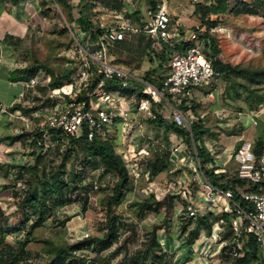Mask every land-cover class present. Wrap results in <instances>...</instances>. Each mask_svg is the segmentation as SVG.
Segmentation results:
<instances>
[{
    "label": "rangeland",
    "instance_id": "rangeland-1",
    "mask_svg": "<svg viewBox=\"0 0 264 264\" xmlns=\"http://www.w3.org/2000/svg\"><path fill=\"white\" fill-rule=\"evenodd\" d=\"M88 1L91 7L90 18L98 27L112 26L116 20L115 15L121 13L141 21L149 6L158 2V0ZM206 1L193 3L188 0V3L193 6V11L187 19L191 24L201 23L204 28L208 26L206 21L216 23L210 36L218 47L217 58L230 66L264 68V30L261 26L264 21V6L260 4V0H228L219 6L214 4V0L210 5H207ZM64 2L65 4L56 0H41V12L46 26L45 29L40 30L42 34L33 40V43L38 45L30 48L31 52L26 56L27 59H35L31 69L34 75H39V80H42L43 75H67L71 78L80 69L77 62L72 67L66 66L69 59L65 53L68 48L74 50L70 31L78 29L75 18L78 16L80 0H64ZM246 5L252 6L256 13L248 14L244 11ZM107 58L113 65L126 66L141 76L162 61L160 57L150 52L148 36L138 33L127 36L125 40L108 41ZM235 79L249 89L264 93L263 84L246 78L235 77ZM225 85L224 77H215L209 85L192 91L190 97L172 98V104L175 106L185 100L188 109L183 113L188 119L195 116L203 119L204 125L211 132V135L205 136L203 140L208 145H212L215 153H218L222 146L217 142L220 139L228 151V143L237 138L230 152L234 151L242 141L243 138L238 139L240 136L244 138L252 136L253 140L264 139V120L257 119L252 113L260 107L264 108V105L250 111L242 97L231 100L224 95ZM42 88L46 94L48 88ZM32 101L35 102L30 104L31 107H26V110H33L34 106L38 105L35 97H32ZM43 101L46 105L44 111L53 112L51 97L48 95ZM192 105H196L195 113L191 109ZM14 115L16 114L11 115L12 127L14 130L18 129L16 133L25 134L26 142L22 144L19 151L22 154L20 159L16 158V161L2 164L0 162V209L2 212L0 226L5 233L6 241L15 245L26 229L27 222L18 218V203L26 190L36 192L38 186L31 178L29 171L25 169L18 173V169L20 166L33 164L37 154H41L39 164L45 166L47 173L57 171L64 163L66 172L76 170L79 172V177L77 178L78 188L73 195L74 201L54 208L44 225L34 231V236L61 245H72L84 238H101L109 218L106 212V200L112 194L117 176L112 172H105L99 165L94 167L87 164L78 167L80 159L65 154L68 149V139L65 136L61 137L60 146H57L51 138L44 140L42 138V143L46 147L32 148L29 145L32 137L28 134L39 132L38 124L43 118L42 115L27 114L28 121L16 118ZM161 117L166 123H171L167 115L164 114ZM143 122L144 135L138 138L139 143L149 144L152 154L156 151L168 152L173 158L170 168L153 178L144 165L142 168L145 172L138 178H130L124 189L123 199L119 204L112 205V214L117 218L116 242L100 253L94 250L93 245L91 248L74 252V256L83 257L88 264L126 262L130 254L138 256L141 260L139 264H215L219 262L224 247L231 244L229 223L225 225L221 240L213 241L211 232L208 234L203 228L199 237L192 244H187L186 232L193 227L195 219L186 218L182 194H171L167 191L170 184L178 183L180 186L178 188L182 191L183 183L188 181L193 183L192 192L197 189L193 181L196 175L194 155L180 134L150 124L148 120ZM233 172L234 169H230L225 175L233 176ZM14 192L17 195H13ZM150 196H153L155 201H160L162 206L140 212V205L144 200H149ZM26 212L30 218L33 217L32 211L26 209ZM153 233L158 247L151 249ZM116 246H121V249L118 254L113 255L112 252ZM27 249L29 251L27 259L20 261L19 264L49 263L51 256L44 252L43 243L31 242L27 245ZM225 252L228 253V249ZM226 263L232 264L231 256H228ZM251 264H264V245L258 244L257 256Z\"/></svg>",
    "mask_w": 264,
    "mask_h": 264
},
{
    "label": "built area",
    "instance_id": "built-area-1",
    "mask_svg": "<svg viewBox=\"0 0 264 264\" xmlns=\"http://www.w3.org/2000/svg\"><path fill=\"white\" fill-rule=\"evenodd\" d=\"M206 3L210 5L212 0ZM167 6L168 0H158L154 7L149 6L141 21L126 13L115 15L114 24L101 27L93 42L88 41L86 32L79 28L70 31L74 50L68 48L65 52L69 59L66 66L72 67L77 62L80 69L64 85L49 88L54 111L42 114L38 124L43 140L51 138L50 131H59L67 138H78L86 132L89 140L94 136L111 139L130 178H138L145 172L142 167L153 155L149 144H140L138 140L144 135V120L150 122L157 115L165 114L177 127L190 129V120L169 98L190 97L192 91L209 85L218 73L205 53L206 41L201 37L205 28L201 23L185 27ZM261 26L264 30V21ZM213 31V28L209 29V33ZM134 33L148 36L151 53L165 50L168 72L159 85L126 66L113 65L107 58L108 41L125 40ZM42 79L48 86L50 75H43ZM38 81L35 76L24 85L33 87ZM42 110L45 107L36 110L34 115ZM205 145L213 158L208 166L216 167L214 173H225L216 164L212 145ZM254 149L253 141L244 140L235 148L231 159L234 162L233 176L256 186V190L213 186L200 172L196 156L193 181L197 189L191 191L193 183L190 181L183 183L182 191L178 188L179 183L170 184L167 189L171 194H182L187 217L196 219L209 214L218 217L211 226L213 241L221 240L225 232L227 222L222 215L235 213L229 223L231 243L240 248L243 240L252 236L258 244L264 245V145L259 154ZM169 160L171 165L173 158L169 156Z\"/></svg>",
    "mask_w": 264,
    "mask_h": 264
},
{
    "label": "trees",
    "instance_id": "trees-1",
    "mask_svg": "<svg viewBox=\"0 0 264 264\" xmlns=\"http://www.w3.org/2000/svg\"><path fill=\"white\" fill-rule=\"evenodd\" d=\"M17 2L18 0H12ZM65 4L64 0H56ZM228 0H214L215 5H222ZM260 4L264 6V0H260ZM151 5V7H154ZM264 8V7H263ZM244 11L248 14H255L256 11L252 6H244ZM264 11V10H263ZM91 7L88 0H80L78 16L75 18L77 27L86 32L88 41L93 42L96 39V35L101 32V27L96 26L90 18ZM208 26L202 33L201 37L205 39V53L211 59L214 70L218 73L217 77H224L226 85L224 87V95L231 100H236L240 97L247 103L249 110H256L259 106L264 105V93L254 89H249L244 84L237 82L235 77L246 78L251 81H255L258 84L264 85V68H248L239 65H227L217 58L218 47L215 40L210 36L209 29L214 28L215 22H205ZM202 25V24H201ZM205 37V38H204ZM150 49V43H149ZM168 48H166V51ZM151 52V50H150ZM162 59L161 63L156 67L148 70L144 74V78L149 82L159 85L161 79L167 74L168 68L166 67L167 55L165 50L159 53H152ZM14 74V73H13ZM19 76L11 77L13 80H28L33 75L31 68L17 70ZM49 88H58L64 85L69 78L67 75L50 76ZM115 83L112 84V87ZM111 87V86H110ZM172 102V98H169ZM18 106H13L10 111H14ZM196 105H192V111L195 113ZM177 108L183 113L188 109L185 100H182ZM184 114V113H183ZM196 115V114H195ZM190 120V129H181L174 123H166L161 115H157L154 120L150 122L159 127L170 129L173 132L180 134L185 140L186 144L190 148L192 154L196 156L198 161L199 170L204 178L215 187L230 186L232 188L238 187L247 190H256V186L243 180H239L234 176H226L225 173H214L216 167H209L208 164L212 162V156L209 153L205 141V136H210V129L204 125V121L199 116H195ZM51 139L56 142L57 146L62 144L61 137L64 135L61 132L50 131ZM31 136L30 146L37 148L40 146L43 149L42 134L35 132L28 134ZM24 135L11 138V143L18 141ZM66 137V136H65ZM67 138V137H66ZM68 149L65 151L66 156H76L80 159L78 167L86 166L90 164L94 167L101 166L105 172H112L117 176L115 186L112 194L107 197L106 200V212L109 214L108 222L106 225L105 233L101 238L92 239L84 238L72 245L54 244L48 239H38L34 236V231L43 226L47 221L49 214L56 207L69 204L74 201L73 195L77 191L79 172L76 170H69L66 172L64 169V163H62L57 171L47 173L45 166L39 164L41 160V154H37L34 157L33 164L29 166H20L18 173L23 172L25 169L30 172L31 178L37 183L38 190L32 192L30 189L26 190L18 203L17 212L19 214V220L27 222L26 229L22 238L16 241L15 245L8 243L5 239V233L0 226V264H19L20 261L27 259L29 251L27 245L31 242H41L44 245V252L51 256L48 264H88V261L83 257L74 256V252L91 248L94 245V250L98 253L108 249L116 242L118 238L117 232V218L112 214V205L119 204L124 197V189L127 187L130 176L128 170L121 159V157L115 151V143L111 139H104L98 136H94L92 139H88L86 132L78 138H67ZM255 153L259 154L262 151L264 145V139L260 138L255 140ZM170 165L169 153H160L156 151L147 160L146 169L151 177H156L161 172L167 170ZM13 195H17L15 192ZM236 200V197H235ZM86 201V199H85ZM245 206L244 202H241ZM162 206L160 201H155L153 196L150 199L144 200L140 205V212L145 210H153ZM26 209L32 211L33 217L30 218L26 212ZM0 213L1 209H0ZM235 213L223 214L222 217L227 223H230V218H235ZM189 220L192 218L187 217ZM218 219L217 216L209 214L208 216L197 217L194 221V225L191 229L187 230L185 242L192 244L198 237L201 230L204 228L206 233L210 234L211 226L214 221ZM186 231V228L183 227ZM226 237V235H225ZM223 236V238H225ZM158 247L155 240L154 233L151 235V246ZM121 246H116L113 250V255L120 252ZM228 249V253L225 251ZM231 249L233 251H231ZM258 253V243L252 236H247L243 240L240 248H237L235 244L231 243L229 246H225L221 260L215 264H227L228 256L232 258V264H251L252 260L256 258ZM145 259V257H143ZM73 260V261H72ZM90 261V260H89ZM141 260L137 255L130 254L126 260L117 262V264H139Z\"/></svg>",
    "mask_w": 264,
    "mask_h": 264
},
{
    "label": "crops",
    "instance_id": "crops-1",
    "mask_svg": "<svg viewBox=\"0 0 264 264\" xmlns=\"http://www.w3.org/2000/svg\"><path fill=\"white\" fill-rule=\"evenodd\" d=\"M168 11L178 17L185 27H193L198 23L191 24L187 19L193 11L192 4L188 0H168ZM46 23L41 12V0H0V162L7 163L12 160L16 161L21 158V146L26 142V136L18 141L11 143V138L21 136L18 134L17 128L13 129V121L11 115L16 118L29 120L27 114H34L36 110L45 107L43 99L49 94L42 91V87H49L45 81L39 80V75L33 74L29 79L37 76L38 83L33 87H26L24 82L28 80H13L11 77L19 76L17 70L31 68L34 63V58L27 59L30 48L38 43H33L39 35L42 34L40 30L45 29ZM14 73V74H13ZM32 97L38 98V105L34 106L33 110H26V107H31ZM52 101V99H51ZM53 104V102H52ZM18 106L14 111H10L13 106ZM46 109V107H45ZM27 113V114H26ZM41 111L39 114H45ZM257 119L264 120V108H259L257 111L252 112ZM18 114V115H17ZM26 129V128H25ZM252 137V136H251ZM238 137V139L255 140ZM234 139L228 143V151L221 143V139L217 142L222 145L220 151L215 155L217 166L225 171L234 169V162L231 159L230 152L231 146L236 141ZM241 141V142H242ZM215 142V143H217ZM240 142V143H241ZM224 153V154H223ZM221 164V165H219Z\"/></svg>",
    "mask_w": 264,
    "mask_h": 264
}]
</instances>
